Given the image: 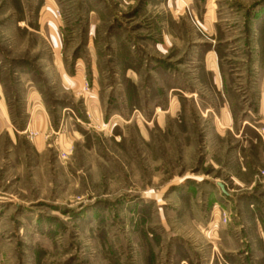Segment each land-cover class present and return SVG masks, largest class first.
Here are the masks:
<instances>
[{"label":"rangeland","instance_id":"rangeland-1","mask_svg":"<svg viewBox=\"0 0 264 264\" xmlns=\"http://www.w3.org/2000/svg\"><path fill=\"white\" fill-rule=\"evenodd\" d=\"M263 108L264 0H0V264H264Z\"/></svg>","mask_w":264,"mask_h":264},{"label":"crops","instance_id":"crops-1","mask_svg":"<svg viewBox=\"0 0 264 264\" xmlns=\"http://www.w3.org/2000/svg\"><path fill=\"white\" fill-rule=\"evenodd\" d=\"M262 106H263V104H262ZM260 114H261V112H260ZM262 114H264V108H263ZM243 179H245V178H243ZM219 184H222V183L221 182H215V184H214V188L217 191L218 196L220 197V199L222 201L225 200V202L230 203L231 202L230 200L233 199V195L230 194L227 190H225V187H224V192H222V190L219 188ZM223 186H225V185H223ZM244 201L246 203L245 204L246 213L249 214V217H246V215H247L246 213L245 214L243 213V215H242V220H244V223L243 222L242 223H243V226L245 229L244 234H243V244L248 243L246 240V237L248 238V240L249 239L251 240V238H252L251 236L255 235L257 237L258 243L261 246V249H262L261 252L264 255V202H262V201L259 202L258 199L254 198V197H249V198L245 199ZM221 211H224V209L219 207V206L215 207V209L213 211V214L215 215L214 217L220 216ZM227 211H230V208H227ZM234 214H236V215L239 214L236 209H235ZM236 221L239 222V220H234L233 223H231V224H233V225L236 224L237 223ZM231 224L225 228L223 227L219 231V234H217L220 242L221 241L227 242L231 238L230 230L228 228L231 226ZM236 228L237 227H234V228H232V230L235 231Z\"/></svg>","mask_w":264,"mask_h":264},{"label":"built area","instance_id":"built-area-1","mask_svg":"<svg viewBox=\"0 0 264 264\" xmlns=\"http://www.w3.org/2000/svg\"><path fill=\"white\" fill-rule=\"evenodd\" d=\"M260 176L262 178H264V170L260 173ZM220 216L222 217L223 223H227L228 222L227 220H229V219L227 217L226 212L222 211V213L220 214Z\"/></svg>","mask_w":264,"mask_h":264},{"label":"water","instance_id":"water-1","mask_svg":"<svg viewBox=\"0 0 264 264\" xmlns=\"http://www.w3.org/2000/svg\"><path fill=\"white\" fill-rule=\"evenodd\" d=\"M219 188L224 192V186L222 184H219Z\"/></svg>","mask_w":264,"mask_h":264}]
</instances>
